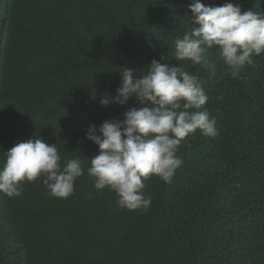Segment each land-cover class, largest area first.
<instances>
[{
  "label": "trees",
  "instance_id": "1",
  "mask_svg": "<svg viewBox=\"0 0 264 264\" xmlns=\"http://www.w3.org/2000/svg\"><path fill=\"white\" fill-rule=\"evenodd\" d=\"M193 2L0 0V163L15 142L39 137L85 169L67 199L43 177L19 196L0 193V264H264V52L238 79L215 47L205 52L215 72L176 61L175 40L198 26ZM201 2L260 14L264 4ZM154 59L197 76L218 135L190 134L171 182L144 179L151 206L129 211L94 189L87 167L98 145L86 133L147 106L134 95L123 105L100 99L116 96L124 68L139 77Z\"/></svg>",
  "mask_w": 264,
  "mask_h": 264
},
{
  "label": "clouds",
  "instance_id": "2",
  "mask_svg": "<svg viewBox=\"0 0 264 264\" xmlns=\"http://www.w3.org/2000/svg\"><path fill=\"white\" fill-rule=\"evenodd\" d=\"M188 7L191 22L198 26L175 40L171 56L176 61L203 63L215 72V63L205 56L207 49L215 47L231 77L238 79L245 65L253 63L252 56L264 52V4L262 14L242 12L232 2L206 6L194 0ZM116 93L103 95L101 105H123L134 95L147 106L131 107L122 120L89 127L86 137L98 145V152L89 158L87 174L95 190L108 188L116 194L117 207L146 211L152 198H145L143 180L154 175L170 183L183 165L176 155L181 142L197 130L207 137L217 136L216 121L204 107L209 97L197 76L180 65L154 59L139 77L124 68ZM82 164L79 157L62 162L56 144L43 138L15 142L0 163V193L19 196L25 181L43 177L50 195L67 199L75 190L74 182L85 173Z\"/></svg>",
  "mask_w": 264,
  "mask_h": 264
}]
</instances>
